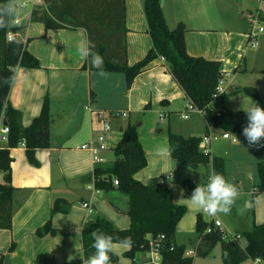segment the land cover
I'll list each match as a JSON object with an SVG mask.
<instances>
[{
    "label": "crops",
    "instance_id": "1",
    "mask_svg": "<svg viewBox=\"0 0 264 264\" xmlns=\"http://www.w3.org/2000/svg\"><path fill=\"white\" fill-rule=\"evenodd\" d=\"M143 4L144 0H126L129 64L143 59L153 46ZM13 7L16 8V1ZM254 7H258L264 20V0H164L169 26L174 28L180 23L186 26L188 53L222 62L226 92L221 100L213 103H229V90L251 87L239 82V72L264 73V46L256 48L259 44H250L248 35L253 27ZM16 12L23 16L22 27L16 36L39 58L41 66L18 67L9 100L22 112L23 125L28 126L40 114L48 96L52 142L50 147L36 149L39 165L30 162L24 143L11 149L12 184L17 190L12 227L0 228V253L5 255L1 264H64L84 258L83 229L96 215L107 216L121 228L131 224L128 196L119 188L99 190L94 178L97 163L110 164L116 159L114 146L130 122L137 124L138 136L148 157L147 166L135 177L146 183L168 173L176 175L178 162L172 159L170 152L160 154L161 148L170 149L168 128L186 136L210 134L213 155L218 154L213 151V142L222 130L216 126L208 127L204 114L190 108L192 101L170 71L166 59L156 58L128 87L123 72L104 70L105 75L101 76L99 69L79 58L76 44L85 34L82 32L86 30L84 27L46 28L43 22L31 20L27 8ZM86 35L88 37L87 31ZM115 110H128L129 116H113L111 112ZM184 113L188 117H184ZM181 119L189 122L181 125ZM101 134L105 135L106 147L99 149L102 160L96 161L92 151L81 146L97 141ZM221 137L231 139L235 145L239 142V138L234 140L232 136L225 137L224 133ZM243 140L242 146L256 147V157L264 158V146L249 145L245 138ZM253 174L249 172L248 178H254ZM2 180L3 173L0 172ZM232 180L238 187L243 184L238 173ZM257 189L256 183L253 189H243L248 205L252 204L250 195L259 192ZM181 194L178 188L174 193L176 202L177 196L183 197ZM184 195L188 194L185 192ZM57 198L64 199L62 207L67 209L53 213ZM188 198L190 196L184 199ZM257 216L253 220L248 216L237 217L236 233L242 234L254 224L264 223V219ZM182 219L175 239L187 247L185 237L181 236ZM49 220L56 231L38 235V228ZM200 242L199 235L195 246L197 255ZM12 244L14 248L10 249ZM115 251L120 264H146L149 259L146 251L137 252L134 258L126 254L128 249L117 247ZM190 251L193 256V250ZM195 257L192 264H196Z\"/></svg>",
    "mask_w": 264,
    "mask_h": 264
},
{
    "label": "trees",
    "instance_id": "2",
    "mask_svg": "<svg viewBox=\"0 0 264 264\" xmlns=\"http://www.w3.org/2000/svg\"><path fill=\"white\" fill-rule=\"evenodd\" d=\"M16 0H0V6L13 4ZM45 6H38L31 12L32 21H41L46 28L84 27L88 39L95 44L93 51L104 58L103 70L123 72L127 85L130 87L135 77L147 69L158 57H165L170 71L182 85L191 101L203 110L208 127L216 126L232 133H242L246 125V114L242 109H216L213 95L223 77L222 62L203 56L188 53L186 46V26L180 23L172 28L169 26L161 0H144V12L152 36L153 46L146 56L134 64L127 61V24L126 0H45ZM11 17L9 28L0 29V122L7 118L10 128L7 143L0 149V228H11L14 216V194L17 188L12 184L11 149L24 143L30 162L39 165L36 149L51 146L52 112L50 98L47 96L42 110L30 125L22 123V112L16 109L9 100L13 82L4 79L16 74L20 66L40 67L39 58L30 52L27 44L17 36L14 42L8 39L10 30L18 32L22 24H13L16 8ZM90 67V58L88 60ZM248 93L260 99L255 87H246ZM264 107V101H260ZM170 141V153L174 161L189 165L211 163L213 172H219L226 178V162L222 156L205 152L202 146L203 136L189 135L167 129ZM116 159L105 164L99 162L94 169L95 186L99 190L109 191L119 188L128 196V214L131 224L128 228L117 227L108 217L98 214L83 229L84 258L73 259L64 264H82L94 253L90 233L99 229L114 238L131 236L134 246L126 252L132 258L137 252L147 251L152 237L165 234L162 257L165 264H192L193 256L186 254V247L176 242L175 236L179 221L188 211L185 204L174 200L173 189L161 184L155 177L144 182L135 177L136 173L148 164L146 151L138 136V126L130 122L123 135L114 147ZM259 191H264V160L259 161ZM118 179L115 184L114 179ZM183 186L187 194L196 187L191 179H185ZM64 199L57 198L53 203L52 212L66 210L62 204ZM208 222L202 215L197 217V231L201 242L198 254L208 255L217 243H222V258L226 264H240L247 257L260 258L264 264V223L254 226L242 233L246 240L243 247L237 240L226 238L223 232L215 228L204 233ZM56 229L49 220L38 228V235L54 233ZM173 246V248H172ZM14 248V244L10 249ZM4 254L0 253V264ZM119 255H112V264H120Z\"/></svg>",
    "mask_w": 264,
    "mask_h": 264
},
{
    "label": "rangeland",
    "instance_id": "3",
    "mask_svg": "<svg viewBox=\"0 0 264 264\" xmlns=\"http://www.w3.org/2000/svg\"><path fill=\"white\" fill-rule=\"evenodd\" d=\"M29 10L30 7L27 8V11ZM257 11H258V7H254L253 13L256 14ZM261 22L264 23L262 19ZM262 46H264V35L259 36V45L256 48ZM262 68L264 69V64L262 65ZM238 74H240L238 77V80L240 79L239 82L243 83V85H251V87H256V89L258 88L257 90H259L260 96L264 100V73L248 72L243 74L242 72H239ZM245 88L246 86L243 87L241 91L239 90V87L231 91L229 90V93L227 94L229 98V103L224 104L221 102H217V103L212 102L214 104L213 106L218 110L224 108L246 109L253 103V101L259 103L260 105V101H259L260 99L254 96L253 94L248 93V91ZM188 122H189L188 120L186 121L181 119L179 124L181 125L185 123L187 124ZM221 130L222 131L219 134H217L220 135V137H217L213 142V151L216 150V153H218L217 155L224 157L226 161V179L229 182L234 183L239 189V193H240L239 198L236 200L235 204L233 205L230 214L228 215L218 214L214 217L208 216L207 214L193 207L188 200L184 199L185 197L187 198L188 196H191V194L184 195L185 189L183 186V181L188 178L193 180V182H195L196 185L199 183L207 184L208 177L210 174H212L211 163H204L198 165L176 163L177 164L175 168L176 175L173 176L171 179L167 180V186L173 189V194L176 192V190H178V188L182 191L183 197L177 196L178 197L177 202L181 204H185L188 207V211L183 216L180 225V228L182 229L181 236L185 237L187 241L186 250L187 251H189L190 249L193 250V254H194L193 256H196L195 257L196 264H225L222 258L221 242L217 243V245L207 256L197 255L195 251L196 250L195 246L197 245L198 236L200 234L196 232L197 230L196 217H198L199 215H202L203 218L208 223L212 222L214 218H219L223 222L222 228L225 230V233L229 235L237 234L236 233L237 217L239 216H248L250 220H253L254 217H256V215L258 214L257 216L258 219H264V191H259L255 195L253 194L250 195V199H251L250 201L252 203L251 205L247 204L245 195L242 193L244 191L243 189H247V190L253 189L255 183L257 186H259L260 175H259L258 163L259 161L264 160V158L263 156L260 155L258 156L259 158L256 157L257 155L256 147L242 146L243 145L242 142L244 141L243 139L245 138L242 135V133H232L228 131L232 137L239 138L238 144L235 145L231 139H223V137H221V135L224 132H227L222 128ZM249 172H253L254 173L253 177L254 175L255 177L249 179L248 178ZM236 173H238L240 177L243 178V184L240 187H238V184H236L232 180L233 175ZM116 226L119 227L118 225ZM241 244L243 247H245L246 244L245 238L241 239ZM240 264H255V261L251 257H247Z\"/></svg>",
    "mask_w": 264,
    "mask_h": 264
},
{
    "label": "clouds",
    "instance_id": "4",
    "mask_svg": "<svg viewBox=\"0 0 264 264\" xmlns=\"http://www.w3.org/2000/svg\"><path fill=\"white\" fill-rule=\"evenodd\" d=\"M14 11L11 3L0 6V29L10 27ZM82 32L85 34L76 44L79 58L84 61H88L90 58L91 65L100 70L99 75L104 76V58L93 51L95 44L88 39L86 30H82ZM8 39L10 42H14L11 34H8ZM15 80L16 75L13 74L3 82H15ZM242 110L246 114V125L242 128V135L249 145L264 146L261 145V141L264 140V107L253 101L248 108ZM169 152L168 147L160 149L161 155L169 154ZM239 195V189L234 183L229 182L223 174L213 172L209 175L207 184H197L187 200L196 209L214 217L218 214H230ZM90 235L92 237L91 246L95 251L87 259H84L82 264H112V255L116 254L117 247L130 250L135 244L131 236L116 239L99 229L93 230Z\"/></svg>",
    "mask_w": 264,
    "mask_h": 264
},
{
    "label": "built area",
    "instance_id": "5",
    "mask_svg": "<svg viewBox=\"0 0 264 264\" xmlns=\"http://www.w3.org/2000/svg\"><path fill=\"white\" fill-rule=\"evenodd\" d=\"M45 5H46L45 0H16V10L21 11V10H24L25 8L30 7V10H29L30 14L34 8L38 6H45ZM22 22H23V16L16 14L13 24H22ZM252 23H253V27L251 31L248 33V35L250 38V44H252L253 46H257L259 44V36L264 35V23L261 22V11L260 10H258L257 13L256 14L254 13V15L252 16ZM8 34H11L12 37L14 38L17 32L10 30ZM162 58L165 60V57H162ZM225 92H226V86H225L224 80L221 79L213 95V101L221 100ZM190 108L196 109L199 112L203 113V110L199 109L193 102L190 104ZM111 113L113 116H124V117L129 116L128 110H115ZM218 113H220L219 110H218ZM183 116L188 117V114L184 113ZM161 118H163V115L161 116ZM3 119L4 118L2 117L1 122H0V149L7 143L8 133L10 131L9 126L3 123ZM108 127L109 125H107V128ZM224 136L231 137V134L227 131V132H224ZM233 139L236 140L235 137H233ZM211 141H212V136L210 134L203 135L202 144H203L205 152H209V153L211 152L210 150ZM97 142L99 143V146L96 145ZM81 147L83 149L92 151V153L94 154V160L101 161L102 158L99 156V149H103L106 147L105 135L101 134L98 136L97 141H94L91 143H85ZM172 176H173V173L165 174L161 176L160 178H158V181L161 184H167V180L171 179ZM114 182L115 184H118L119 181L117 178H115ZM256 191H259V190L257 189ZM85 205H88V203H85ZM222 225H223V222L219 218H214L213 221L208 224L204 233L211 232L215 228H218L223 232L224 237L231 238L233 240H237L238 242H240L239 240L240 238H242V234L229 235L225 233V230L222 228ZM165 239H166L165 234H160L159 236L152 237L150 239L149 248L146 251L149 254V259L146 264H165L163 261V257H162L163 241ZM186 254L191 255L192 252L186 251ZM254 261H255V264H263L262 260L259 257L255 258Z\"/></svg>",
    "mask_w": 264,
    "mask_h": 264
},
{
    "label": "water",
    "instance_id": "6",
    "mask_svg": "<svg viewBox=\"0 0 264 264\" xmlns=\"http://www.w3.org/2000/svg\"><path fill=\"white\" fill-rule=\"evenodd\" d=\"M161 4L163 5L164 4V0H161ZM3 123L5 124V125H7V118L6 117H4V119H3ZM139 124H140V122H139ZM138 124V125H139Z\"/></svg>",
    "mask_w": 264,
    "mask_h": 264
}]
</instances>
